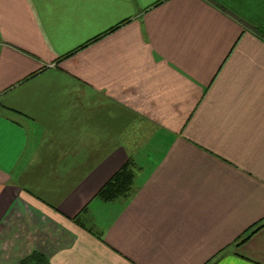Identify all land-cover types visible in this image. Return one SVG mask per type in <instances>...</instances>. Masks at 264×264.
I'll return each mask as SVG.
<instances>
[{
	"label": "crops",
	"instance_id": "1",
	"mask_svg": "<svg viewBox=\"0 0 264 264\" xmlns=\"http://www.w3.org/2000/svg\"><path fill=\"white\" fill-rule=\"evenodd\" d=\"M257 30L264 0H0V264H264Z\"/></svg>",
	"mask_w": 264,
	"mask_h": 264
},
{
	"label": "trees",
	"instance_id": "2",
	"mask_svg": "<svg viewBox=\"0 0 264 264\" xmlns=\"http://www.w3.org/2000/svg\"><path fill=\"white\" fill-rule=\"evenodd\" d=\"M264 36V31L257 30ZM134 166L128 161L120 168L111 179L99 190L97 196L103 201H113L118 198L128 197L133 190L134 185ZM20 264H48L47 261L38 254H31L20 262Z\"/></svg>",
	"mask_w": 264,
	"mask_h": 264
}]
</instances>
